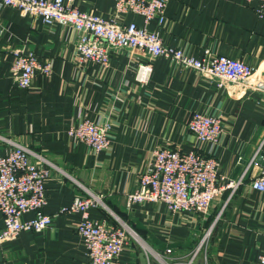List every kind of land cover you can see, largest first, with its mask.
<instances>
[{
	"label": "crops",
	"instance_id": "0c3cea01",
	"mask_svg": "<svg viewBox=\"0 0 264 264\" xmlns=\"http://www.w3.org/2000/svg\"><path fill=\"white\" fill-rule=\"evenodd\" d=\"M116 2L75 0V5L110 20ZM257 6L248 0H169L161 37L166 46L198 59L208 50L242 60L255 68L256 80H263L264 13H257ZM119 21L145 25L134 13L121 15ZM148 29L158 30V23L151 22ZM77 41V32L69 26L49 27L15 8L0 9V156L11 149L8 138L60 169L45 180L44 211L55 216L53 225L0 243V264H87V247L76 230L81 215L61 213L85 197L86 189L102 196L113 213L158 251L172 248L186 255L214 224L209 264H260L264 192L254 190L251 182L264 170V161L254 162L261 146L264 151V95L218 88L166 58L155 59L150 79L140 82L138 65L146 59L129 50L113 52L107 67L95 62L81 66ZM16 49L50 60L51 75L37 74L30 88H20L12 76ZM195 112L220 118L218 144L201 142L189 131ZM85 117L112 126L110 147L101 155L69 135L71 126ZM165 147L216 156L226 180L243 181L218 197L208 216L172 213L162 202L128 206V195L139 188L153 152ZM30 162L41 163L35 156ZM90 216L116 224L104 208L91 209ZM34 217L28 212L23 219ZM141 254L131 244L123 250L121 264H142Z\"/></svg>",
	"mask_w": 264,
	"mask_h": 264
},
{
	"label": "built area",
	"instance_id": "2783aa9c",
	"mask_svg": "<svg viewBox=\"0 0 264 264\" xmlns=\"http://www.w3.org/2000/svg\"><path fill=\"white\" fill-rule=\"evenodd\" d=\"M257 2V13H264V0ZM169 0H117L115 16L105 20L92 12H83L75 0H0L2 7H12L24 16L41 19L46 26L60 24L73 28L78 34L76 61L79 65L95 62L109 66L112 53L129 50L146 59L138 65L137 79L147 82L153 73V62L166 58L184 69L196 71L213 82L218 88L233 92H261L264 95V79L256 80V70L251 65L227 56L214 55L208 50L201 59L186 55L182 50L166 46L161 37V28L166 21ZM134 13L144 19L145 25L125 24L119 21L123 14ZM156 21L158 30L151 31L148 25ZM12 76L20 88L33 85L37 74L50 76V60H41L33 53L22 49L14 51ZM189 131L201 142L218 144L223 133V123L218 117L195 112L189 123ZM110 123H99L85 117L73 124L69 135L84 142L97 155L110 147ZM10 151L0 156V214L4 228H0V243L14 240L24 231H45L54 222L55 216L45 213L47 204L45 180L52 170H60L41 154L11 139ZM262 146L257 151V164ZM40 160V165L30 162V157ZM243 181L227 179L220 174V162L216 156L197 151L185 152L181 148L165 147L153 152L147 169L140 175L139 188L128 195V206L144 202L165 203L170 212L195 211L205 216L210 214L213 202L228 189H236ZM254 190L264 192V170L251 182ZM85 197L61 211L81 215L76 230L87 247V264H121L123 250L135 244L146 257L147 264H209V246L214 224L198 238L196 246L186 255H178L168 248L158 251L120 216L113 213L98 196L86 189ZM104 208L111 213L116 224L96 221L90 210ZM33 212L34 219L26 221L23 216ZM264 264V250L260 257Z\"/></svg>",
	"mask_w": 264,
	"mask_h": 264
},
{
	"label": "water",
	"instance_id": "95a60500",
	"mask_svg": "<svg viewBox=\"0 0 264 264\" xmlns=\"http://www.w3.org/2000/svg\"><path fill=\"white\" fill-rule=\"evenodd\" d=\"M264 161V151L261 153L258 162H262ZM141 262L142 264H147V260L144 254H141ZM154 264H157L156 262H154Z\"/></svg>",
	"mask_w": 264,
	"mask_h": 264
},
{
	"label": "bare ground",
	"instance_id": "6f19581e",
	"mask_svg": "<svg viewBox=\"0 0 264 264\" xmlns=\"http://www.w3.org/2000/svg\"><path fill=\"white\" fill-rule=\"evenodd\" d=\"M138 233V232H137ZM139 234V233H138ZM140 235V234H139ZM141 236V235H140Z\"/></svg>",
	"mask_w": 264,
	"mask_h": 264
}]
</instances>
